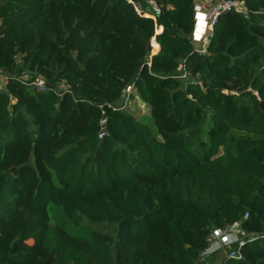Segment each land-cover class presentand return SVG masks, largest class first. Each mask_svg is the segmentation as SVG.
<instances>
[{"label":"trees","instance_id":"trees-1","mask_svg":"<svg viewBox=\"0 0 264 264\" xmlns=\"http://www.w3.org/2000/svg\"><path fill=\"white\" fill-rule=\"evenodd\" d=\"M154 1L0 0V264H198L242 218L222 264H264V0L204 50L194 0Z\"/></svg>","mask_w":264,"mask_h":264},{"label":"built area","instance_id":"built-area-1","mask_svg":"<svg viewBox=\"0 0 264 264\" xmlns=\"http://www.w3.org/2000/svg\"><path fill=\"white\" fill-rule=\"evenodd\" d=\"M143 1L145 2L146 7H147V12H144V13L150 15L151 17H155L160 13V8L159 6L156 5L154 0H143ZM233 10L240 11L242 13L246 11L243 1L241 0H202L199 3H197L195 5L194 27H193V32L191 34L192 41L194 43L196 42L206 43V41L209 40L210 36L212 35L213 28L217 24L219 17L223 15L224 13H227ZM199 24H200V28H202V34L200 35V38L197 40L195 39V31H196V26ZM198 52L204 53V51H198ZM181 77H185V76L183 75ZM28 85L34 90H36L37 92H46L48 90L45 86L44 81L41 79H35L33 80V82L28 83ZM131 93H132V87H127L124 90L123 98L125 99V102L123 103L122 107H124V105L127 102H129L128 98ZM105 124H106V119L103 118L100 121V125L102 128L98 135L99 139H102L103 137L106 136ZM208 242H209V245L201 253L200 255L201 258L220 250L221 242H223V244L227 246L234 245V247H239L243 244L242 240L238 237V232L234 229V226L224 228V229L214 230L209 236ZM228 257L240 259L241 255L238 250L234 251L233 249Z\"/></svg>","mask_w":264,"mask_h":264},{"label":"rangeland","instance_id":"rangeland-1","mask_svg":"<svg viewBox=\"0 0 264 264\" xmlns=\"http://www.w3.org/2000/svg\"><path fill=\"white\" fill-rule=\"evenodd\" d=\"M138 5L144 10V12H147L146 4L143 0H137ZM264 15V13L262 14ZM249 17L252 19V15H249ZM259 17V16H258ZM3 75H0V82L2 83ZM127 110L136 118L144 120L145 123L155 131V126L152 121V119L149 117V109L148 107L143 104L137 97L134 96V99L132 101L128 102ZM68 225V224H67ZM90 227L98 232H101L103 234L108 233L111 228L107 225L100 224V225H88L87 223H83L82 227ZM28 244H32V241H28ZM220 250L217 251V253L210 255L209 257H203L201 261H199L198 264H222V261L224 257L229 256L232 250L234 249V245L227 246L223 244V242L220 243Z\"/></svg>","mask_w":264,"mask_h":264},{"label":"crops","instance_id":"crops-1","mask_svg":"<svg viewBox=\"0 0 264 264\" xmlns=\"http://www.w3.org/2000/svg\"><path fill=\"white\" fill-rule=\"evenodd\" d=\"M194 1H195V3L197 4V3H199V2L202 1V0H194ZM143 11H144V10H143ZM243 13L246 14L247 11H244ZM198 29H199L198 32H200V24L198 25ZM198 32H197V33H198ZM208 41H209V40H207L206 43H201V42H199V43H198V42L194 43L195 48H197V49H199V50H200V49H203V50H204L205 47H206V45L208 44ZM156 46H157V45H156ZM154 48H155V45H154ZM158 48H159V47L157 46V52H158ZM0 75H3V78H4V79H2L3 82H2V83L0 82V90H1V89H4L5 86L7 85V76H5L4 74H2L1 72H0ZM238 237H239V236H238ZM239 238H240V237H239ZM234 248H235V247H234ZM215 253H217V252H215ZM215 253L209 254V255H207L206 257H209L210 255H213V254H215ZM201 259H202V258L200 257V258H199V261H201ZM198 263H199V262H198Z\"/></svg>","mask_w":264,"mask_h":264},{"label":"bare ground","instance_id":"bare-ground-1","mask_svg":"<svg viewBox=\"0 0 264 264\" xmlns=\"http://www.w3.org/2000/svg\"><path fill=\"white\" fill-rule=\"evenodd\" d=\"M198 31H199V29H198V25H197L196 31H195V39H197V40L200 38V35L202 34V28H200V32H198Z\"/></svg>","mask_w":264,"mask_h":264},{"label":"water","instance_id":"water-1","mask_svg":"<svg viewBox=\"0 0 264 264\" xmlns=\"http://www.w3.org/2000/svg\"><path fill=\"white\" fill-rule=\"evenodd\" d=\"M244 218H242L240 221H238L235 225H234V229L237 231L239 226L244 222Z\"/></svg>","mask_w":264,"mask_h":264}]
</instances>
